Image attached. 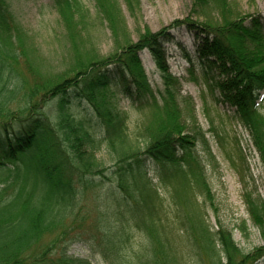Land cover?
I'll use <instances>...</instances> for the list:
<instances>
[{"label":"trees","instance_id":"trees-1","mask_svg":"<svg viewBox=\"0 0 264 264\" xmlns=\"http://www.w3.org/2000/svg\"><path fill=\"white\" fill-rule=\"evenodd\" d=\"M13 24L0 0V90L5 98L26 90L31 73L2 39L7 32L14 35ZM184 31L200 40L198 59L229 76L217 87L235 106V119L249 133L264 169L263 20L243 14L237 1L193 0L185 18L157 32L148 29L136 43L126 31L116 35L117 50L108 59L40 88L32 105L27 96L21 109L0 111V264H93L69 254L76 243H91L107 264H254L264 257V245L244 253L232 232L214 229L206 217L202 201L211 199L206 166L182 120L178 81L162 56L163 43ZM145 48L160 67L164 90L159 96L140 61ZM113 85L132 108L146 113V122L131 133L129 112L109 99ZM72 99L87 102L91 110L74 116L72 107L80 102ZM217 137L236 166L242 150L228 148L225 136ZM200 141L212 157L205 136ZM104 148L116 168L115 183L107 186L110 176L97 158ZM94 188L100 190L98 208L105 212L99 210V226L86 231L77 209ZM246 203L264 240V201L247 193ZM136 233L143 243L138 250L132 243Z\"/></svg>","mask_w":264,"mask_h":264},{"label":"rangeland","instance_id":"rangeland-1","mask_svg":"<svg viewBox=\"0 0 264 264\" xmlns=\"http://www.w3.org/2000/svg\"><path fill=\"white\" fill-rule=\"evenodd\" d=\"M1 1L7 12L9 10V17L14 19V35L7 32L2 39L9 41L23 70L31 72L27 75L26 90L13 91L11 99L5 98L4 91L0 90L2 114L7 106L15 111L21 109L27 103L23 97L28 96L27 101L33 99L30 100L32 105L40 88H48L78 68L114 55L116 35L120 37L128 32L131 42L136 43L140 34L148 29L157 32L173 21L185 18L193 7V0H60V7L56 6L57 0ZM233 1L241 3L243 14L261 17L264 23V0ZM118 22L124 25L123 29L118 27ZM199 42L191 33H177L163 43L162 56L169 73L178 81L182 120L187 131L196 137L197 151L206 166L211 197L210 201H202L206 217L214 229L222 226L232 232L237 246L244 253H251L262 247L264 240L247 210L246 194L264 201V169L249 133L235 119V106L222 98L217 87L229 76L221 75L217 65L198 59ZM139 57L150 87L159 96L164 85L157 60L148 48L140 51ZM16 78L20 82L21 74L18 73ZM35 83L39 86L35 87ZM108 95L113 103L129 112L130 133L135 126L146 122V113L132 108V101L122 94L119 86L109 87ZM72 101L80 102L72 107L76 117H83L86 108L90 109L85 101ZM261 110L264 112V100ZM46 113L52 118L48 109ZM217 134L225 136L224 145L228 148L237 145L242 150V159L235 157L236 166L223 153ZM201 136L207 139L212 157L207 149L204 150ZM97 158L110 176L104 186L114 184L116 168L112 155L104 148ZM99 193V189H88L78 206L77 216L85 219L83 227L86 231L94 230L100 224L98 217L104 210L98 208ZM136 234L132 243L138 250L143 243L139 233ZM69 254L74 258H88L93 264H107L99 253L94 252L91 243H76ZM254 264H264V257Z\"/></svg>","mask_w":264,"mask_h":264}]
</instances>
